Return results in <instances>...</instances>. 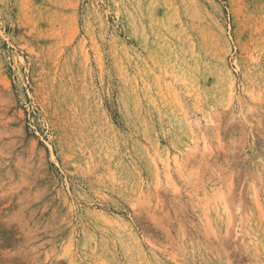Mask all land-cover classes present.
Here are the masks:
<instances>
[{
	"label": "rangeland",
	"instance_id": "374dc122",
	"mask_svg": "<svg viewBox=\"0 0 264 264\" xmlns=\"http://www.w3.org/2000/svg\"><path fill=\"white\" fill-rule=\"evenodd\" d=\"M0 264H264V0H0Z\"/></svg>",
	"mask_w": 264,
	"mask_h": 264
},
{
	"label": "bare ground",
	"instance_id": "6f19581e",
	"mask_svg": "<svg viewBox=\"0 0 264 264\" xmlns=\"http://www.w3.org/2000/svg\"><path fill=\"white\" fill-rule=\"evenodd\" d=\"M224 67H226V66H224ZM228 71V70H227ZM229 86V85H228ZM232 92V91H231Z\"/></svg>",
	"mask_w": 264,
	"mask_h": 264
}]
</instances>
